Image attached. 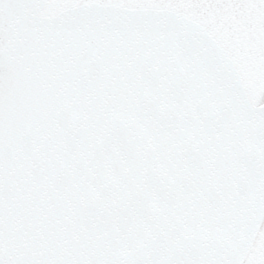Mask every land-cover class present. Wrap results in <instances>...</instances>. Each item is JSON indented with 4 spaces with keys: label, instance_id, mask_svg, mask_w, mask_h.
I'll list each match as a JSON object with an SVG mask.
<instances>
[{
    "label": "snow or ice",
    "instance_id": "1",
    "mask_svg": "<svg viewBox=\"0 0 264 264\" xmlns=\"http://www.w3.org/2000/svg\"><path fill=\"white\" fill-rule=\"evenodd\" d=\"M0 264H264V0H0Z\"/></svg>",
    "mask_w": 264,
    "mask_h": 264
}]
</instances>
